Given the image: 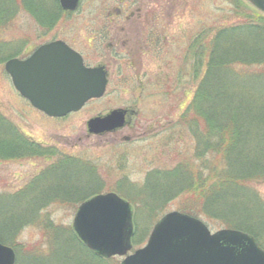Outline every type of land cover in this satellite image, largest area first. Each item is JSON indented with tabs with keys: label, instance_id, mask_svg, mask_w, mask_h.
Segmentation results:
<instances>
[{
	"label": "rangeland",
	"instance_id": "1",
	"mask_svg": "<svg viewBox=\"0 0 264 264\" xmlns=\"http://www.w3.org/2000/svg\"><path fill=\"white\" fill-rule=\"evenodd\" d=\"M47 3L52 6L55 0ZM122 3L84 0L76 14L57 22V30L75 37L79 47L86 50L87 41L96 31L90 26L104 23L107 11L123 8ZM140 6L145 15L163 12L167 18L163 23L172 27L168 68L161 72L160 67L167 65L149 59L147 71L151 78L137 79L125 67L124 76L128 78H114L103 97L66 118H50L36 110L15 89L6 63L0 65V142L18 143L29 150L21 152L23 158H0V242L16 251L17 264H105L87 251L74 232L81 203L98 194H119L135 207L134 218L139 220L145 245L160 219L171 212L184 213L183 197L160 203L152 199L154 183L165 182L163 190L172 188V182L158 180V174L191 165L204 177L210 175L205 161L197 158L196 137L184 118L204 76V70L197 74L192 46L200 35L214 36L222 27L248 19L257 10L245 0H143L132 6V11ZM39 24L21 6L2 35L9 57L23 58L29 46L37 44ZM96 49V56H100L102 52ZM142 87L147 91L142 93ZM130 107L140 111L132 117L138 137L135 140L122 142L111 134L101 138L89 133L91 119ZM248 187L249 210L259 223L253 236L264 249V180L248 183ZM60 196L67 199L53 201ZM151 203L158 204L152 208ZM198 218L212 232L239 230L203 213ZM56 233L61 241L54 248ZM116 259L119 264L123 261Z\"/></svg>",
	"mask_w": 264,
	"mask_h": 264
},
{
	"label": "trees",
	"instance_id": "2",
	"mask_svg": "<svg viewBox=\"0 0 264 264\" xmlns=\"http://www.w3.org/2000/svg\"><path fill=\"white\" fill-rule=\"evenodd\" d=\"M48 1L40 0L37 5L36 0H27L28 3L26 0H0V65L11 58L2 35L21 6L40 23L52 22L53 11L61 8L56 0L52 6ZM252 15L222 27L214 36L200 35L192 46L197 74L204 70V76L184 118L196 137L197 158L205 161L210 175L204 177L191 165L165 175L158 174L157 179L172 182V188L163 190L165 182L158 181L151 188L154 191L151 196L153 200H160L158 203L183 197L182 212L196 217L203 213L256 235L259 223L249 210L247 197L248 183L264 180V16L258 11H252ZM22 151L29 152L18 143L0 142L2 159L23 158ZM170 194L173 195L167 197ZM60 199L67 197L60 196L53 201ZM158 203H151L152 208ZM138 222L135 217L133 242L142 247L144 240ZM59 235L54 238V248L61 241ZM99 260L105 264H119L116 258Z\"/></svg>",
	"mask_w": 264,
	"mask_h": 264
},
{
	"label": "water",
	"instance_id": "3",
	"mask_svg": "<svg viewBox=\"0 0 264 264\" xmlns=\"http://www.w3.org/2000/svg\"><path fill=\"white\" fill-rule=\"evenodd\" d=\"M264 13V0H246ZM66 11L80 0H60ZM15 88L32 105L54 118L80 111L107 89L102 68L89 69L80 54L63 42L41 47L30 59H12L5 65ZM126 111L115 110L91 119L90 134L100 135L125 126ZM73 229L97 256L124 257L121 264H264V250L251 235L233 229L212 233L198 218L181 212L165 215L147 244L131 253L135 236L134 209L118 194L96 195L82 203ZM126 257V258H125ZM0 264H16L12 247L0 243Z\"/></svg>",
	"mask_w": 264,
	"mask_h": 264
},
{
	"label": "flooded vegetation",
	"instance_id": "4",
	"mask_svg": "<svg viewBox=\"0 0 264 264\" xmlns=\"http://www.w3.org/2000/svg\"><path fill=\"white\" fill-rule=\"evenodd\" d=\"M60 5V0H56ZM84 0L80 1L79 8ZM143 0H123V8H114L107 11L105 22L90 26L91 30H96L87 41L86 50L79 47L75 37H68L65 33L62 35L61 30H57L62 17L70 18L74 11H53L52 22H41L39 24V36L37 44L30 45L23 60L31 58L41 47L56 42H63L72 50L82 56L84 65L89 69L102 68L108 80V87L114 78H124L125 67L129 73L135 74L134 78L148 79L147 61L149 59H158L157 61L165 63L167 66L160 67L161 72L168 68V57L172 56V27L166 24V15L161 11H152L145 15L143 8L140 6L136 11H132V6L140 5ZM61 8V7H60ZM161 13V14H160ZM146 16V17H145ZM148 21L144 24L143 22ZM134 23V24H133ZM67 35V37L62 36ZM100 56H96L97 49ZM88 51V53H87ZM156 62V60H155ZM162 76V75H160ZM128 78V77H125ZM107 87V90H108ZM144 93L146 88L140 89ZM121 109V108H120ZM126 111L125 126L112 133L101 135H113L123 142H131L138 138L136 131L132 126V117L138 116L140 111L132 107L122 109ZM128 134V135H126Z\"/></svg>",
	"mask_w": 264,
	"mask_h": 264
}]
</instances>
